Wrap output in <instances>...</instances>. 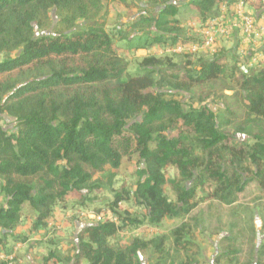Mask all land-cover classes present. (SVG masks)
<instances>
[{
  "label": "trees",
  "instance_id": "obj_1",
  "mask_svg": "<svg viewBox=\"0 0 264 264\" xmlns=\"http://www.w3.org/2000/svg\"><path fill=\"white\" fill-rule=\"evenodd\" d=\"M103 1L110 0H0V120L15 119L13 131L0 127V255L14 256L0 264H16L19 245L45 250L39 264H139L157 238L156 249L164 248L158 235L164 223L175 225L204 199L233 205L252 181L264 192V137L232 146L219 113L184 109L174 98L228 72L236 86L227 90L264 120V66L236 77L238 63L218 54L228 53L223 37L216 52L201 48L208 16L222 7L234 13L238 0L179 7L166 1L149 19L153 29L136 34L134 23L120 25L116 16L101 23ZM262 1L245 0L246 11L264 10ZM54 9L63 16L60 31L35 35L34 23L46 26ZM172 25L182 26L183 35L173 34ZM107 167L130 172L135 185L126 177L107 188L94 185ZM206 179L215 187L199 197ZM102 211L117 221L79 215ZM62 219L67 240L77 224L85 226L77 243H68L72 258L57 254L59 237L50 224ZM189 233L186 223L172 232L175 249L191 246ZM127 234L129 243L122 244Z\"/></svg>",
  "mask_w": 264,
  "mask_h": 264
},
{
  "label": "rangeland",
  "instance_id": "obj_2",
  "mask_svg": "<svg viewBox=\"0 0 264 264\" xmlns=\"http://www.w3.org/2000/svg\"><path fill=\"white\" fill-rule=\"evenodd\" d=\"M158 0L157 3H147V1L139 0H125V4L120 5L113 4L110 1H103V8L99 16V21L102 23L103 19L109 21L116 16V20L120 25L127 23H134L137 30L134 32L141 33L147 32L153 29V25L150 23V17L158 16L160 9L165 2H171L176 6H182L188 3L190 0ZM151 2V1H150ZM111 5H115L119 11L118 14L114 12ZM229 13V20L232 24L235 22L239 24L238 16L235 13ZM61 15L57 14L56 9L52 10L49 14V23L40 28L37 23H34L35 35H55V31H60L59 24L61 21ZM226 15L223 16L220 12H215L208 16L205 21L206 29L216 27H222L227 31L225 36H219L218 38L225 37L227 41L230 35L235 34V30H229L231 26L226 24ZM82 22L77 23L75 30L80 29ZM74 29V28H73ZM182 26L172 25L170 30L173 34L183 35ZM232 33V34H231ZM233 37L230 39H234ZM221 41V39H220ZM238 43V44H236ZM234 45L229 47L227 53L221 50L218 54L230 55L235 63H238V71L236 77L242 76V74L254 75L256 71L251 70L249 64H247V58L241 55V41L238 40L233 43ZM236 44V45H235ZM220 44L216 42L215 49L219 48ZM248 49V48H247ZM19 48L13 50V56L19 52ZM188 51V50H186ZM252 50L250 49L249 53ZM185 52V51H183ZM160 54V52H158ZM145 51L138 52V56H146ZM156 54V53H155ZM182 60H179V64ZM78 64V62L76 63ZM230 73L226 75L215 84H209L206 87L195 88L192 93L179 94L174 98L180 101L184 105V109L189 107L200 108L203 106L208 107L214 113H219L224 123L225 131L231 135L230 145L240 147L248 142L254 136L264 137V120L256 118L249 114L245 109V101L242 96L236 97L234 92L227 90L234 88L236 85L229 77ZM224 103H227L232 107L233 114H229L225 108ZM229 108V106H228ZM15 119L11 117H3L0 120V127L6 132L14 130ZM129 170L133 171V168ZM123 170H114L111 167H107L104 172L95 176L92 183L102 188H107L112 182L121 180L126 177L130 186H134L137 177L131 178L130 172L124 176ZM249 177H252L250 174ZM186 185V184H184ZM189 187L192 185L187 184ZM215 184L209 180H205L204 189L199 192V197H206L214 189ZM81 219H85L80 217ZM61 220V228H56V236L59 239H63L62 229L63 224ZM186 223L189 226L190 233L187 235L188 243L191 246H187L186 250L175 249L173 244L172 232L181 224ZM163 228H160L161 232L158 233L159 237H165V246L159 251L156 249L159 238L154 243H150L147 250L140 254L139 264H182L187 259H193L192 264H264V192L259 187L257 182L252 181L246 188L245 192L238 196L237 202L233 205H225L218 201L211 199H204L198 207L193 210L189 215L180 219L175 225L170 221L165 222ZM76 231L84 229V223L77 224ZM75 234L73 238L69 239V242H74ZM158 230H151V235L157 233ZM77 232V233H78ZM151 235L149 237H151ZM126 237V236H125ZM123 237L122 244H128L131 234H127V237ZM153 238V237H151ZM57 241V242H58ZM32 244V241L30 242ZM59 244V242H58ZM63 243H60V245ZM23 253L21 250L20 254ZM70 264V262H69ZM86 264V262L84 263Z\"/></svg>",
  "mask_w": 264,
  "mask_h": 264
},
{
  "label": "built area",
  "instance_id": "obj_3",
  "mask_svg": "<svg viewBox=\"0 0 264 264\" xmlns=\"http://www.w3.org/2000/svg\"><path fill=\"white\" fill-rule=\"evenodd\" d=\"M262 2L264 3V0ZM221 13H226V7H222ZM234 13L238 16L237 19L240 22V29H242L243 36L247 40L258 41V43L261 44V48L257 50L249 60L250 67H252L251 69H258L264 66V12L259 16L262 20V24H258L256 19H254L251 14L246 11L245 0H238ZM226 34L227 31L224 28H214V25H212V28H208L203 31V35L206 37V40L201 48L212 53L216 52L215 47L218 37L225 36ZM192 49L193 51L197 50V48ZM178 51L181 52L182 49ZM79 215L82 218L96 222L104 221L106 219H109L112 222L117 221V219L113 216V213L109 211H102L100 214L82 212ZM50 226L59 228L58 225L55 226L54 224L53 226L50 224ZM0 258L8 261L14 260V256L7 258L1 255Z\"/></svg>",
  "mask_w": 264,
  "mask_h": 264
},
{
  "label": "crops",
  "instance_id": "obj_4",
  "mask_svg": "<svg viewBox=\"0 0 264 264\" xmlns=\"http://www.w3.org/2000/svg\"><path fill=\"white\" fill-rule=\"evenodd\" d=\"M247 12L249 14H251V16L254 19H256V21H257L258 24H262V20L259 18V16L264 12L263 9L256 10L254 7H251L250 9L247 10ZM224 15H226V19H227L226 24L228 26H231L229 28V30L230 31L231 30H233V31L235 30V34L229 36V38H228L229 41H227L226 38L223 37L224 39H223V41L220 42V44L227 46L228 51H229V47L232 46V45H234L233 44L234 42L240 40L241 41V44H244V47H241L240 48L241 55H243V56H245L247 58L246 62H247V64H249V60H250L251 56L257 50H259L261 48V44L258 43V41L256 42V41L247 40L243 36L242 29H240V24H239V28H238V24H236L235 22L232 24L230 21H228L229 20V13L228 12L224 13L223 16ZM233 37H237V38L230 39V38H233ZM219 39H221V38H219ZM236 44H238V43H236ZM250 49L252 50L251 51L252 53H249L250 52ZM57 225H58L59 228L62 227L60 225V223H58ZM76 228H78L77 225H76ZM78 231L79 230H77L76 233ZM62 236H63V239L60 238L59 241L57 240L59 242V245H60V243H63V244H61L58 247V250H57L58 251L57 252L58 256L61 259L65 258V257H71V258L74 257V254H75L74 253V250L72 249L71 246L68 245L69 240L66 239V237H65L64 234H62ZM33 242L34 241H32V243ZM28 247H29V245H24V246H20L19 245L18 246V248L16 249V255L19 257V259L17 260L16 264H39V262L41 260V257L46 253L45 250H42V249H29ZM21 250H23V253L22 254H20ZM73 262L74 261H72L70 264H73Z\"/></svg>",
  "mask_w": 264,
  "mask_h": 264
},
{
  "label": "water",
  "instance_id": "obj_5",
  "mask_svg": "<svg viewBox=\"0 0 264 264\" xmlns=\"http://www.w3.org/2000/svg\"><path fill=\"white\" fill-rule=\"evenodd\" d=\"M76 243H77V236H76Z\"/></svg>",
  "mask_w": 264,
  "mask_h": 264
}]
</instances>
